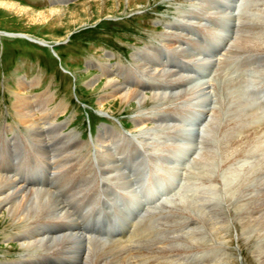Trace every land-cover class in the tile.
<instances>
[{"label":"bare ground","instance_id":"bare-ground-1","mask_svg":"<svg viewBox=\"0 0 264 264\" xmlns=\"http://www.w3.org/2000/svg\"><path fill=\"white\" fill-rule=\"evenodd\" d=\"M75 1H55L60 5L48 11L55 22L69 14V30L132 14L151 2L82 0L76 5ZM174 1L175 14L164 24L165 30H153L159 32L154 35L155 43L136 48L128 65L111 64L110 58L108 62H96L94 66L100 75L86 83L92 88L101 80L99 87L89 93L94 95L95 105L101 111L116 106L130 110L135 130L132 134L104 126L98 128L94 137L91 134V143H85L75 132H64L66 124L57 121V115L66 112L68 106L59 102L51 107L55 92L34 91L43 83V76L17 79V90L11 91L14 126L2 124L0 154L3 143L8 142L9 149L19 150L29 142L38 151L31 159L40 164V171L33 175L39 180L46 173L49 182L27 185L12 170H0V220L6 227L1 233L11 231L17 244L9 247L20 251L19 258L17 254L13 263L6 264L231 263L229 255L227 259L219 255L188 263L186 257H190L188 252L194 248L222 251L227 248L231 253L235 249L237 255L232 253L235 260L231 264H239L240 257L246 264H264V105L258 107L246 100L242 71L232 66V61L245 52L264 53V0H260L259 7L254 2L258 0H248L250 30L239 29L234 41L231 33L236 24V9L245 0ZM69 4L74 7L68 8ZM9 6L17 5L11 2ZM39 18L41 25L49 26L46 17ZM202 27L211 37L195 32ZM1 37L53 46L23 33L0 32ZM166 50L165 56L159 54ZM262 78L264 75L260 74L258 79ZM251 136L257 139L258 149L247 153L246 138ZM125 141L124 150L139 146L143 155L150 156L149 167H163L172 172H168L169 176L180 175L196 186L198 193L192 199L170 205L178 217L188 214L197 219L196 225L200 222L202 226H190L187 235L167 245L175 253L173 256L153 252L151 259L141 251L129 252L122 242L98 241L79 230L77 216L68 210L72 201L77 203L92 190L100 192L104 183L132 195L131 179L124 172L127 167L120 163L116 147ZM210 188L215 191L203 194ZM131 205V213L126 217L130 220L139 217L143 209L138 201L137 205ZM10 240L12 237L5 242ZM194 256L198 258L200 253Z\"/></svg>","mask_w":264,"mask_h":264},{"label":"rangeland","instance_id":"rangeland-1","mask_svg":"<svg viewBox=\"0 0 264 264\" xmlns=\"http://www.w3.org/2000/svg\"><path fill=\"white\" fill-rule=\"evenodd\" d=\"M55 1L58 0H0V32L15 34L23 33L33 36L34 38L47 41L53 45L52 48H49L28 42L24 39H12L6 37L0 38V128H2V124L14 126L15 119L12 111L11 91L17 90V79H21L22 77L31 79L33 76H43V83L40 87L35 88L34 91L39 92L46 89L51 90L52 92H55L56 97L54 99L55 102L53 101L51 107L56 106L59 102L68 106L66 108V112L58 114L56 117L59 123L66 124L67 127L64 129V132H75L76 135L78 134L79 137L77 138L79 140L88 144L91 143L92 138L97 134V131L104 126L115 128L122 133L126 131L132 134L131 132H134L135 130H133L132 127V116L129 112L130 110L116 106L110 108L109 110L106 109L105 111H101L98 109L99 107L95 105L94 95L89 94L92 92L90 89H93L94 87L96 89V87H99L101 80L99 79L92 88L87 87L86 83L91 78L94 79V77L100 75V72L97 70V66H94L96 62L100 63L103 60V62H108L107 60L110 58L109 62L111 64L122 63L128 65V61H131V56L135 52L136 48L140 49L148 43H155V33L164 31L165 25L174 17L176 7L173 6V2L175 3V1L151 0L150 4H148L145 9L136 11L132 14H127L126 16L118 15L113 18L102 19L98 23H90L89 25L71 30H69V27H71L69 23V14H66L62 21L55 22L51 18V14L48 12L49 9H53L54 7H58L60 5L54 3ZM79 1L82 0L75 1L76 5H78L77 3ZM11 2L12 5L13 3H16L17 6H9ZM254 2L256 3V7H259L261 4L260 0ZM21 7L25 8L22 9ZM67 7L73 8L74 4H69ZM41 15L42 17H46L48 19L46 20L48 23L47 25L49 26L41 25L40 21H38L37 18L40 17L39 19H41ZM248 17H250V15ZM247 19L248 18H246L245 25L250 30V27L247 24L250 20ZM154 28H157L160 31L153 32ZM247 28L246 30L248 31ZM198 31L211 37V33L203 27L195 30V32ZM202 40H204V38H202ZM52 50L59 55V59L55 56ZM252 51L251 53H243L242 56H238L234 59V61L244 59L245 55L246 57L248 55H254V57L252 56L250 60L245 58V64L252 61V59H254L253 62L257 60L255 59L256 56L263 55L264 60V53H256V50ZM165 52H167V50L163 51V53L160 52L159 54H163V56H165ZM87 76L89 79H86L88 78ZM257 76H259V73ZM259 81L264 83V78ZM244 95L246 98L248 94L246 95L245 93ZM247 98V101H253L252 99L248 98V100ZM253 103L255 106H260L255 103V101H253ZM91 134H93V137ZM8 136L11 137L12 135L9 134ZM246 140L248 147H246V149H248L247 153L255 151L256 148L258 149V141H256V138L251 136L250 138H246ZM26 142L25 144L29 147L23 146L22 149H24L25 153L30 155V157L36 156L38 151L31 145H28L29 142ZM3 144L5 149H7L8 143L6 142ZM5 144H7V146ZM9 144L12 145V143ZM248 145L251 146L249 147ZM22 149L17 150L18 152L21 150L18 158L23 157ZM91 149L94 151L95 148L91 147ZM16 153L10 151V154L8 152L9 155L6 153V157L10 160L11 156ZM23 165L24 163H22V166ZM7 168L10 169L11 167L7 166ZM51 170L52 168H50V171ZM46 179L49 178L46 177ZM210 191H215V189ZM211 203L214 205V202H210V204ZM169 206L170 205H168V207L165 206L167 208H158L154 210V212L152 211L150 215H147L148 217L146 216L148 218L147 221L151 220L149 223H153L163 219L161 222H167V225L172 224V221L177 218V214L174 213V210H172L173 208ZM207 208L208 207L205 209L206 212L209 211ZM167 220H169L170 223ZM194 220L196 221L197 219ZM3 226L4 225L0 220V261L4 264L13 263L12 260L19 258L20 251L14 247L12 249L9 247L12 245L16 246L17 242L15 238H13L11 231L4 233L5 235L7 234V236L2 235L3 233L1 232L6 228ZM149 234L152 235V230L149 231ZM9 237H12V240L5 242V240ZM231 241L232 238H230L229 243ZM226 250L231 252V249L228 250L226 248ZM135 252L137 251H134V253ZM236 252L237 251L233 249L232 253L237 255ZM234 254H231L233 262L235 260ZM246 257L247 256H245V258ZM238 262L239 264L247 263L246 260L241 257Z\"/></svg>","mask_w":264,"mask_h":264}]
</instances>
